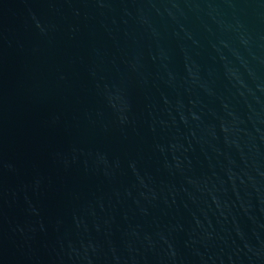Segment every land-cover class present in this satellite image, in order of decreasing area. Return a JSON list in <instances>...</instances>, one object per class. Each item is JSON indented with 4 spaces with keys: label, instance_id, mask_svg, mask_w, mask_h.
<instances>
[{
    "label": "water",
    "instance_id": "95a60500",
    "mask_svg": "<svg viewBox=\"0 0 264 264\" xmlns=\"http://www.w3.org/2000/svg\"><path fill=\"white\" fill-rule=\"evenodd\" d=\"M0 264H264V0H0Z\"/></svg>",
    "mask_w": 264,
    "mask_h": 264
}]
</instances>
